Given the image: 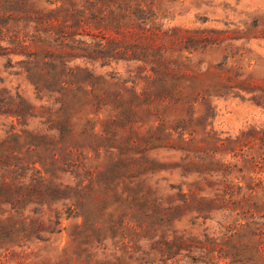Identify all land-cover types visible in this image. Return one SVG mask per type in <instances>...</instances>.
Instances as JSON below:
<instances>
[{
	"label": "rangeland",
	"instance_id": "374dc122",
	"mask_svg": "<svg viewBox=\"0 0 264 264\" xmlns=\"http://www.w3.org/2000/svg\"><path fill=\"white\" fill-rule=\"evenodd\" d=\"M125 3L108 26L1 14L0 264H264V0Z\"/></svg>",
	"mask_w": 264,
	"mask_h": 264
},
{
	"label": "trees",
	"instance_id": "16d2710c",
	"mask_svg": "<svg viewBox=\"0 0 264 264\" xmlns=\"http://www.w3.org/2000/svg\"><path fill=\"white\" fill-rule=\"evenodd\" d=\"M41 1H46L48 3V5L50 7L54 6V8H49L46 12H44V10H37L36 7V2H33V0H5V3L3 5L0 6V43L2 42V39L4 37V33H9V30H5V27L3 25V17L1 16V14L3 12H7V10L9 8H13L15 11H20L21 14H24L23 19L29 22L34 23L36 26L37 31L42 30V27L44 26V24L48 25V28L50 27L51 29H56L55 25L53 24L58 23V24H62V23H66L67 25L70 26H84V25H89L92 23H101V25H112L114 23L120 24L121 22L125 21L128 18H134L132 17V12L130 9V6H128L125 3V0H118L116 2L117 7L116 8H111V6H109V3L112 2L113 0H101V6L96 12L94 11L97 6L96 3L94 2V0H41ZM148 11L147 10H141L142 16L143 14H146ZM26 15V17H25ZM137 20H140L142 23H144L145 25H154V21L152 19H149L147 17H138V15H136ZM12 19V18H10ZM43 32H45L43 30ZM13 36H10L9 38L11 39ZM13 41H11L12 44H15L17 41L15 39H12ZM23 41L20 40L18 42V46H22ZM101 44H99L100 46ZM0 48H2L0 46ZM95 60H97L95 57H93ZM143 62L145 64H148L151 62L152 64V70L155 74H158V69H156L154 64L155 63V59H150V55L147 52L145 55V59L143 60ZM145 69V67L143 68ZM175 76L172 77V79H174ZM152 79V83L155 84L156 81H158V79H155L153 76H149V81ZM12 97V96H11ZM1 98V97H0ZM13 98V97H12ZM18 98L21 99L20 95H18ZM18 115H21V113L16 112V111H10L9 114H7L6 118H10L11 116H14L15 118H17L18 123L20 124L21 121H19L18 119ZM16 130V125L14 124V122L12 123V127H11V131H15ZM18 135V134H17ZM3 145L0 144V148H2ZM13 148V147H12ZM7 149L8 151H15V149L13 148ZM22 150V147L20 148V152ZM17 151V149H16ZM15 151V152H16ZM59 191H61V188H59ZM84 190L80 189V188H73V187H69L67 186L64 189V192H67L68 198L69 199H75L77 197L82 196V194ZM150 195H155L158 194L159 191L158 189L156 190V192L152 193L150 191L147 192ZM179 197H181L184 203H187V199L188 196L187 194L184 193H180L178 194ZM170 199H175L174 196H170ZM165 201L164 197H157L156 198V202L158 203L159 208L161 209L163 206V202ZM59 219H60V213H57ZM190 236H188L187 233L182 234L181 239H183L184 241L187 240H191V241H195L196 243H200V240L198 238V236H193L192 234H189ZM205 238H207V235H204ZM178 240V234L175 233V237L174 240L170 241L169 243L166 244V248L165 249H161V251L165 252L168 256L172 255L175 250L174 247H176V243ZM194 242V243H195ZM186 251H188V255H185L183 259H178L175 261L176 264H180L182 260L185 259H192L193 261L199 263L202 262L204 264H219V261L216 262V259H226L227 257H225L223 250L220 251L218 256H215L214 251H209L208 249H206L205 247H199L197 245H191L190 247H188L186 249ZM196 253V255H198L197 257H192V254ZM146 254V253H145ZM176 254H178L177 256H181L182 253L177 252ZM176 256V257H177ZM173 257V255H172ZM175 258V256H174ZM221 262V261H220ZM196 263V264H197ZM152 264H156V261H153ZM185 264H189V262L187 261V263ZM224 264H233V261L230 262H225Z\"/></svg>",
	"mask_w": 264,
	"mask_h": 264
}]
</instances>
